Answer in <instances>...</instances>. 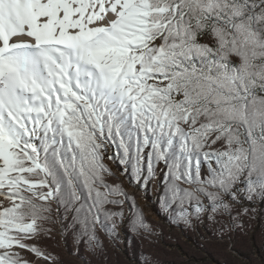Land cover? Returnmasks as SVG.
Listing matches in <instances>:
<instances>
[{"label":"snow or ice","instance_id":"snow-or-ice-1","mask_svg":"<svg viewBox=\"0 0 264 264\" xmlns=\"http://www.w3.org/2000/svg\"><path fill=\"white\" fill-rule=\"evenodd\" d=\"M113 159L177 222L243 227L264 203V0H0V264H64L57 230L102 253L126 211L146 227Z\"/></svg>","mask_w":264,"mask_h":264},{"label":"rangeland","instance_id":"rangeland-1","mask_svg":"<svg viewBox=\"0 0 264 264\" xmlns=\"http://www.w3.org/2000/svg\"><path fill=\"white\" fill-rule=\"evenodd\" d=\"M106 163L118 174L115 182L135 197L146 227L131 223L127 211L123 222L116 219L114 234L106 235L98 225L103 252L98 250L96 255L85 241L78 245L71 234L57 230L55 239H45L42 246L64 264H264V203L241 205L248 209L242 218L243 227L225 232L221 238L220 226L206 218L202 223L194 221L193 226L177 222L171 211L161 207L155 185L149 184L143 190L136 186L130 172L122 170L117 159ZM206 170L207 165H202V171ZM32 259L33 264H42L40 258Z\"/></svg>","mask_w":264,"mask_h":264}]
</instances>
